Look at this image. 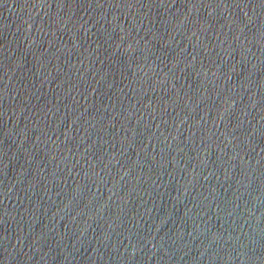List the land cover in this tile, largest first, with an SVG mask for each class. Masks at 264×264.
Masks as SVG:
<instances>
[{
    "label": "water",
    "instance_id": "obj_1",
    "mask_svg": "<svg viewBox=\"0 0 264 264\" xmlns=\"http://www.w3.org/2000/svg\"><path fill=\"white\" fill-rule=\"evenodd\" d=\"M0 264H264V0H0Z\"/></svg>",
    "mask_w": 264,
    "mask_h": 264
}]
</instances>
